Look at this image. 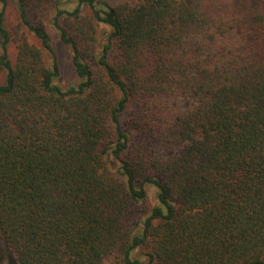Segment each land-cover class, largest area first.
Listing matches in <instances>:
<instances>
[{"label": "trees", "instance_id": "16d2710c", "mask_svg": "<svg viewBox=\"0 0 264 264\" xmlns=\"http://www.w3.org/2000/svg\"><path fill=\"white\" fill-rule=\"evenodd\" d=\"M0 247L264 264V0H0Z\"/></svg>", "mask_w": 264, "mask_h": 264}, {"label": "rangeland", "instance_id": "374dc122", "mask_svg": "<svg viewBox=\"0 0 264 264\" xmlns=\"http://www.w3.org/2000/svg\"><path fill=\"white\" fill-rule=\"evenodd\" d=\"M111 1H117V0H111ZM6 19L7 22L9 23V26L11 27L15 26L17 24V12L11 7L7 8ZM47 31L52 40V46L56 60L59 63L61 79L58 85L62 88H66L69 83L76 82L77 80L76 73L71 62L69 49L60 42L55 31L51 29L49 26H47ZM4 256L5 257L0 256V264H10L8 263L6 255Z\"/></svg>", "mask_w": 264, "mask_h": 264}]
</instances>
